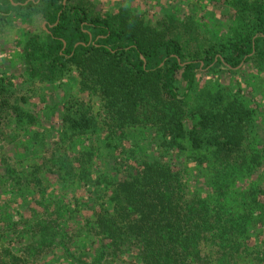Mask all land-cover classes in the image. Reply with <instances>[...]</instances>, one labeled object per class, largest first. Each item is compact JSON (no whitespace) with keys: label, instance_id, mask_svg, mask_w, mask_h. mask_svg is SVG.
<instances>
[{"label":"trees","instance_id":"obj_1","mask_svg":"<svg viewBox=\"0 0 264 264\" xmlns=\"http://www.w3.org/2000/svg\"><path fill=\"white\" fill-rule=\"evenodd\" d=\"M238 3L247 20L236 38L191 49L173 17L151 24L125 9L94 13L82 1L0 0L1 22L13 14L44 21V40L31 36L22 48L26 76L55 83L75 72L81 93L99 99L96 113L64 103L54 134L45 136L57 153L40 178L3 169L2 177L14 178L9 203L23 197L28 211L21 215L27 230L1 231L3 242L14 239L36 264H264L256 111L233 94L191 96L202 68L264 63V0ZM23 101L13 81H1L0 121L20 125L19 134L34 123ZM136 129L147 134L149 156L124 172L113 154L133 157L136 148L124 141ZM91 132L105 133L108 152L91 147L68 159L65 145Z\"/></svg>","mask_w":264,"mask_h":264},{"label":"rangeland","instance_id":"obj_2","mask_svg":"<svg viewBox=\"0 0 264 264\" xmlns=\"http://www.w3.org/2000/svg\"><path fill=\"white\" fill-rule=\"evenodd\" d=\"M74 1H82V4L94 13H113L119 9H125L151 24H155L157 20L173 17L176 20V27L183 26L179 34L183 35V40L190 42L189 48L191 49L196 47L203 49L210 45L217 46L219 43L224 44L229 39L236 38L240 31L241 19L243 18L244 22L247 20L245 13L240 10L238 0ZM244 1L248 4L256 0ZM13 5L15 4L13 3ZM7 19H9L8 22L0 21V83L8 79L16 84L20 96L24 99L21 107L26 113L32 115L34 123L31 126L26 123L25 134H19L14 131V127L20 125L0 121V186L4 189L3 191H1L2 188L0 189V258L10 254L17 257L12 264H24V260H28L30 264H36L24 252L20 253L18 249L21 245L16 244L14 239L11 243L2 241L5 237L2 232L6 229L12 231L13 236L22 235L21 231L27 230V228L21 224V215H28L23 197L16 198L13 203H9L12 195L7 189H10L8 186L13 184L9 179L14 178L8 175L2 177L3 169L9 168L31 175L33 172H37V177L40 178L39 175L46 172L45 162L52 154L57 153L54 146L55 139L52 140L45 136L49 133L50 135L54 134L55 128L59 125L60 110L64 103L67 101L66 104L69 106L72 104L77 106L76 103L80 105L82 102L90 108L91 113H96L99 99L81 93L75 72H71L70 76L55 83H41L29 79L24 73L22 48L26 39L31 36L35 35L39 37L40 41L44 40V21L40 16L23 18L17 14H13ZM202 70L204 71L202 74L200 71L196 72V84L191 94L193 101L206 96V92L236 95L255 109L257 114L255 130L264 147V63H250L237 68H230L222 64L214 66L210 70L203 68ZM177 79V87L181 94L185 90L186 83L179 74ZM33 134L38 136L35 143L32 140ZM104 136L105 133L98 135L91 132V134L87 133L85 136L68 142L65 145L67 158L72 159L78 151L83 152L86 148L91 147L96 150L100 149L102 153L108 152L101 143ZM146 138L147 134L143 130L136 129L129 139L124 141L127 149L130 148L129 144H126L128 140H131L130 144L136 148L133 150V157L129 156L128 158L126 153L120 151L113 154L120 166L126 164L124 172L130 165L132 166V161L149 156V148L146 147L148 139ZM41 140H43V146L39 144ZM134 142L140 148H137ZM32 150H36V152L33 153ZM170 162L176 164L177 161L173 159ZM261 172L264 174V166ZM48 179L50 178L48 177ZM55 193L57 192L55 191ZM37 195L38 193H34L35 197ZM241 200L246 201V199ZM28 208L37 210L40 214L44 212L40 207L32 204ZM7 212L9 213L7 217L13 224L3 220L8 215Z\"/></svg>","mask_w":264,"mask_h":264}]
</instances>
